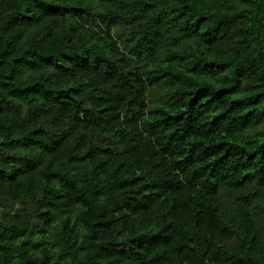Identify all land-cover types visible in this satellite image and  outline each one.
<instances>
[{
    "label": "trees",
    "instance_id": "trees-1",
    "mask_svg": "<svg viewBox=\"0 0 264 264\" xmlns=\"http://www.w3.org/2000/svg\"><path fill=\"white\" fill-rule=\"evenodd\" d=\"M0 264H264V0H0Z\"/></svg>",
    "mask_w": 264,
    "mask_h": 264
}]
</instances>
